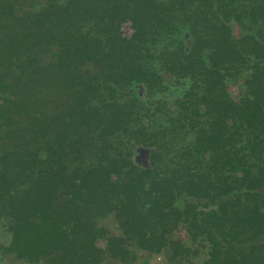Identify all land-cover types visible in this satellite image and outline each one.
Returning <instances> with one entry per match:
<instances>
[{
	"label": "trees",
	"instance_id": "trees-1",
	"mask_svg": "<svg viewBox=\"0 0 264 264\" xmlns=\"http://www.w3.org/2000/svg\"><path fill=\"white\" fill-rule=\"evenodd\" d=\"M76 1V9L61 7L49 18L43 9L15 16L0 0V225L10 234L0 262L8 255L23 264H99L104 249L125 256L122 245L132 239L154 253L181 224L188 238L175 243L178 254L198 234L208 245L204 264H264V244L244 251L228 244L245 229L264 237V166L250 175L231 161L229 172L241 174L250 203L228 198L197 220L193 201L208 191L227 196L232 182L186 173L179 184L147 182L148 172L135 168L128 152L106 160L127 129L144 144L145 114L115 99L128 87L157 88L156 65L197 75L198 88L212 99L224 97L223 76L239 89L241 81L251 98L237 96L231 118L255 125L264 109V29L245 32L242 16L264 17V0ZM178 18L188 22L183 31L174 27ZM123 23L127 37L118 33ZM159 34L168 41L155 52ZM259 141L264 148V135ZM121 168L128 172L124 181ZM112 213L122 219L123 237L104 239L102 250L96 240L103 230L91 221Z\"/></svg>",
	"mask_w": 264,
	"mask_h": 264
},
{
	"label": "flooded vegetation",
	"instance_id": "flooded-vegetation-1",
	"mask_svg": "<svg viewBox=\"0 0 264 264\" xmlns=\"http://www.w3.org/2000/svg\"><path fill=\"white\" fill-rule=\"evenodd\" d=\"M6 1L7 3L5 2L4 6H10L12 10L11 12L15 16H20L22 13H29L31 11L37 12L40 11V9H43L48 11L49 18L51 16L61 14L63 12L60 9L61 7L69 9L73 7L76 9L78 5L76 0ZM155 4H159L161 6H177L178 3L177 1L170 2L162 0L156 1ZM178 9H180V6H178ZM177 14H181V12L178 10ZM249 18V12H245L242 16V24L245 25L246 29L245 32L252 33L253 31L256 32L257 30L264 29V17L262 15H257L253 18L260 20V25L255 29L250 27L251 22H248ZM183 24L187 25L188 22L182 20V18H178L175 20L174 27L183 31ZM128 26L129 23L121 24L119 26L118 33L120 35H125L126 37L129 36L130 29ZM147 31V35H149L150 27H148ZM181 33L182 36H180V34L179 37H182V39L187 42V34L183 32ZM158 36L162 45L159 44L158 46H155L153 49L155 52H158L163 46V43L168 41L165 34H159ZM146 39L149 40L148 36ZM153 50H151L150 53H152ZM34 53L38 55V51H34ZM210 69L214 70V67ZM158 70L162 71V73L159 72L157 88L149 87V85L148 87L137 85L140 86L141 91L143 88L144 94L146 95V102L143 103V105L133 106L134 108L132 109H137L140 113L145 114V118L143 119L144 144H140V136L132 137L136 138L137 147L132 155L128 151V160L133 164V166H135V168L148 172V177L143 179V181L147 182L162 179L164 181H172L174 184H179L180 180L177 178H182L185 173L191 177H193L192 175H196L199 178H204L210 182L218 184H221L222 179H225V184H230L232 182L230 185H234L233 189L230 193L226 194L227 196L208 191V194L206 195L207 197L202 199L198 198L196 201H193L192 206L196 212L197 220L204 218L201 213H207L210 211L215 212L218 204L226 201L228 198H243L240 202L248 206L250 201L245 200L242 195L245 191L242 185L245 184L242 183L243 180H241V174L237 171L233 174L229 172V163L231 161L239 162L243 169L249 172L250 175L257 174L258 170L264 166V155L258 153L260 149L264 151V148L261 145L262 142L259 141L264 135V109H261V115L258 119H255V125L253 127H247L243 123L232 120L230 114L231 107L238 105L237 102L239 98L237 96L241 95L244 97L245 102L251 98L247 95L248 89L245 85H243V83L241 84V81L239 82V89L238 87L232 85L229 75L223 76L222 88L224 90V97L222 99H212L207 98V95L203 93L201 87L198 88L200 83L197 80V75L192 78L189 76L183 77L174 75L166 71V66L156 65L153 71ZM193 85H195L196 88H192ZM141 91H136V95H140ZM254 93L257 92L254 90ZM117 94L118 92L116 93V97ZM116 100L118 102L117 98L115 101ZM232 121H234L233 127ZM231 136L235 137V142L233 144H231ZM243 138H252L249 142H254L255 144H250L245 139L243 140ZM157 140L167 144L165 146L168 148L166 149L169 151L168 155L162 157L153 153V144ZM115 142H117V139H115ZM248 156L250 158V162L247 161ZM85 160L87 159L84 157L83 162ZM106 160L111 159L106 157ZM113 160H118V155H116ZM121 169L127 170V168ZM114 181H116L115 178ZM237 189H241L239 194L236 192ZM165 211L166 210H164V212ZM226 213H228L227 209L225 210V215L223 216H226ZM227 228L228 227L226 226L225 229ZM209 231L214 232L212 229H209ZM218 231L221 232L219 229ZM179 232L185 234L186 238H188L185 230L183 229V225L180 224L177 229L172 230L169 239H171L173 234ZM0 233L5 239L3 241L0 239V246H6L10 241V234L1 225ZM243 233L253 234L252 230L245 229L240 233L238 238ZM257 236L262 239V235ZM198 238H200L204 243L206 259V253L208 250L207 242L204 237L198 236V234H196L193 241ZM238 238L236 239L238 240ZM182 241L179 240L178 244L182 245ZM170 242L171 241L168 240L163 244V246L165 244H170L174 247L176 242ZM192 242L190 241L187 243L186 247ZM231 242L233 241L228 240L229 246H231ZM96 244L101 247L97 243V240ZM101 248L102 250L105 248V243ZM234 248L243 251L247 250L237 247ZM105 250L106 249H104V251ZM6 257L9 256L4 255L0 264H3V261L5 260L4 258ZM10 260H13L17 264H23L22 261L13 257ZM204 261L202 264H204Z\"/></svg>",
	"mask_w": 264,
	"mask_h": 264
},
{
	"label": "rangeland",
	"instance_id": "rangeland-1",
	"mask_svg": "<svg viewBox=\"0 0 264 264\" xmlns=\"http://www.w3.org/2000/svg\"><path fill=\"white\" fill-rule=\"evenodd\" d=\"M251 18V17H250ZM249 18L248 22H251L250 27L255 29L260 25L259 19ZM140 86H136L133 89L128 87L123 92H118L117 99L119 103L127 104L131 107L136 105H143L146 102V95L144 90H140ZM137 92L141 91L140 95H136ZM129 135V130L127 129L124 132L118 133L117 135V146L115 149L106 152V156L113 160L116 157L117 153H124L129 151L132 155L137 147L136 138H132ZM250 137V136H249ZM251 141L252 138H243V140ZM179 142V141H178ZM162 141H155L153 144L154 151L156 155L164 157L169 154V151ZM172 145V144H171ZM85 152V151H84ZM87 152V151H86ZM86 155V154H85ZM247 161L250 162L249 156ZM130 176V175H129ZM120 180L124 181L128 178V172L126 169L121 170L118 173ZM241 189H237L236 192L239 194ZM91 223L94 228L103 230L102 239H98L97 243L103 247L104 239L113 238V237H123L122 229V219H116L114 214H108L104 217L97 216L92 218ZM1 241L5 240L4 236L0 233ZM185 234L179 232L171 236V242H178L179 240H185ZM264 244V237L259 238V236L252 235L250 233H243L237 241L231 242V246L247 249L253 245ZM189 251L185 254H178L173 250V247L170 244H165L160 250L156 252H149L144 250L143 247H140L137 240L132 239L125 242L122 245V251L125 252V256L113 255L110 251H104L101 254V261L99 264H202L205 259V248L203 241L198 238L193 241L190 245L186 247ZM3 264H17L13 260H10V257L4 258Z\"/></svg>",
	"mask_w": 264,
	"mask_h": 264
}]
</instances>
